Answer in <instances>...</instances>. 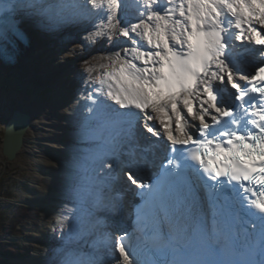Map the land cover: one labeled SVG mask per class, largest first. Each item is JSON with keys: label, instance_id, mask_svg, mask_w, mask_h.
Segmentation results:
<instances>
[{"label": "snow or ice", "instance_id": "1", "mask_svg": "<svg viewBox=\"0 0 264 264\" xmlns=\"http://www.w3.org/2000/svg\"><path fill=\"white\" fill-rule=\"evenodd\" d=\"M20 10L45 30L82 25L68 56L110 44L83 61L57 264H264V0H0V36L26 41ZM238 47L260 54L254 70ZM114 182L139 197L131 231L100 230Z\"/></svg>", "mask_w": 264, "mask_h": 264}, {"label": "bare ground", "instance_id": "2", "mask_svg": "<svg viewBox=\"0 0 264 264\" xmlns=\"http://www.w3.org/2000/svg\"><path fill=\"white\" fill-rule=\"evenodd\" d=\"M50 1L52 0H46V2ZM22 13L23 11L20 10L18 19H25ZM25 22L27 23H23L20 27L23 30V26L27 27L26 32L31 39L27 47H23L14 34H7L6 37L0 36V77L5 79L8 87L32 91V97L26 105L10 111L5 127L12 118L15 124L19 123L16 125L20 126V121H22L23 127L26 126L20 138L19 134L13 133L15 144L17 147L19 145V148L12 160H15L21 168L32 172V182L29 188L32 206L44 204L47 207L40 226L32 230L34 235L30 238L33 243H36V240L42 242L39 248L43 253L33 254L30 259L31 261L36 259V264H57L56 249L63 244V241L60 239L58 230L54 232L53 225L64 209L67 175L71 170L73 155L81 146L78 140V123L84 109L83 101L77 105V99L83 87V61L108 51L110 44L104 40L82 55L68 56L67 52L70 50L80 51L78 45L84 37L82 25L70 24L45 30L32 20L25 19ZM117 40L121 47L124 46L123 37H117ZM234 43L240 45L242 42L234 40ZM243 44L254 45L248 41H244ZM111 48L116 50V45H111ZM1 56L10 57L12 62L2 60ZM250 56L254 57L248 54L243 65L246 71L254 68L252 62L249 61ZM45 71L48 72L50 82L48 84L53 89L47 104L43 101H36L41 92L38 72H44L46 75ZM141 133L144 135L148 132L141 126V131L137 135L138 142L143 139ZM164 139H167L166 136ZM22 152L26 155L37 156L34 163L27 158L23 161L20 157ZM117 185L119 189H113L112 196H118L117 191L128 194L118 182ZM113 188H115L114 185ZM96 214L105 220L101 231L114 232L116 229L114 226L117 225L116 221L120 215L124 216V220L119 219V221L122 222V228L125 227L126 214L123 210L118 212L117 209H100ZM105 214H108L110 218ZM110 223L115 225L110 226ZM94 238L95 236L90 239Z\"/></svg>", "mask_w": 264, "mask_h": 264}, {"label": "rangeland", "instance_id": "3", "mask_svg": "<svg viewBox=\"0 0 264 264\" xmlns=\"http://www.w3.org/2000/svg\"><path fill=\"white\" fill-rule=\"evenodd\" d=\"M251 57L252 56H250V58ZM38 73V78H40L39 80L41 81V83H39L41 92L39 97L36 98V101H43L44 104H47L49 98L52 96L50 93L53 92V89L48 84L50 83L48 81L49 77L47 76L48 72L46 75L44 72ZM53 88L56 89L55 87ZM17 96L19 98H16ZM31 97V90L26 89L23 91L18 88L8 87L5 83V79L0 77V224L12 222L17 216L22 219L21 222L14 226L15 229L18 230L17 233H5L1 235L4 228L0 229V242L14 243L19 247L27 249L25 250V256L23 255L22 258L14 259L12 261L15 264H36L37 260L35 259L34 261H31L30 257L33 254L38 255L39 253H43L41 248H39V246L41 247L42 242L36 240V243H33L30 238L34 235L32 230L40 226V221L42 220L45 211H47V207L44 204L32 206L30 201L32 196L29 191L32 182V172L21 168L15 163V160H6L2 155L1 150L2 135L10 111L26 105ZM20 157L23 161L29 159L32 163H34L37 158L35 155H26L24 152L20 154ZM26 210L31 213L27 214ZM22 212H25L26 214L21 218L19 215ZM110 226H112V223H110Z\"/></svg>", "mask_w": 264, "mask_h": 264}, {"label": "trees", "instance_id": "4", "mask_svg": "<svg viewBox=\"0 0 264 264\" xmlns=\"http://www.w3.org/2000/svg\"><path fill=\"white\" fill-rule=\"evenodd\" d=\"M26 213H31L30 211L26 210ZM25 212H22L19 216L22 218L25 216L26 214ZM22 219H20L18 216L16 217V219L12 222H8L6 224L1 223L0 224V229H3V232H1L2 234H13V233H17V229H15V225L19 222H21ZM23 224V223H20ZM25 250H27L24 247H19L17 244L14 243H8V242H4L1 241L0 242V264H15L12 261L14 259H18L23 257V255L25 256Z\"/></svg>", "mask_w": 264, "mask_h": 264}, {"label": "water", "instance_id": "5", "mask_svg": "<svg viewBox=\"0 0 264 264\" xmlns=\"http://www.w3.org/2000/svg\"><path fill=\"white\" fill-rule=\"evenodd\" d=\"M13 119V118H12ZM9 120V123L6 125L5 129H4V133H3V138H2V155L8 160L11 161L14 158V154L16 153V151L19 148L16 146L15 142V138L13 136V133L16 132L17 134H19V138L21 137L24 129L26 126L23 127V123L22 121H20V126L16 125L19 123H14L13 120ZM15 144V146H14ZM20 144V143H19Z\"/></svg>", "mask_w": 264, "mask_h": 264}]
</instances>
